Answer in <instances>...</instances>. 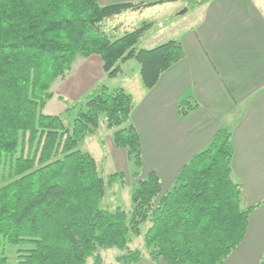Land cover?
Segmentation results:
<instances>
[{
  "label": "trees",
  "instance_id": "trees-1",
  "mask_svg": "<svg viewBox=\"0 0 264 264\" xmlns=\"http://www.w3.org/2000/svg\"><path fill=\"white\" fill-rule=\"evenodd\" d=\"M173 1L102 6L97 0H0V264H86L88 258L103 264L98 251L110 248L126 251L118 264L145 258L223 264L241 243L254 207L244 203L234 180L228 129H219L162 193L156 173L140 176L131 94L100 84L84 101L60 97L64 115L43 113L54 97L51 85L67 76L78 57L98 56L109 79L134 60L143 88L152 89L184 57L181 43L170 39L142 49L148 25L117 38L110 36L117 28L109 34L104 26L122 13ZM196 108V102L182 100L178 116ZM101 118L113 131V147L135 168L128 211L100 204L106 189L125 174L102 176L92 155L79 147L82 138L97 133ZM145 224L144 252L128 250ZM258 264H264V253Z\"/></svg>",
  "mask_w": 264,
  "mask_h": 264
},
{
  "label": "crops",
  "instance_id": "crops-1",
  "mask_svg": "<svg viewBox=\"0 0 264 264\" xmlns=\"http://www.w3.org/2000/svg\"><path fill=\"white\" fill-rule=\"evenodd\" d=\"M152 1L158 0H97L102 6ZM190 1L119 15L156 11L152 24L170 23L176 30L159 43L150 41L146 48L176 39L184 57L150 90L143 88L138 69L122 76L117 88L134 100L130 117L140 140V176L156 173L162 193L174 186L181 168L207 147L219 129L231 132L234 180L242 186L244 203L254 208L241 243L223 264H258L264 253V0H210L195 7ZM190 11L195 19L187 26ZM152 27L143 33L140 48ZM102 75L98 56L76 61L70 73V100L85 96ZM182 100L197 104L185 118L177 113ZM137 264L165 263L145 258Z\"/></svg>",
  "mask_w": 264,
  "mask_h": 264
},
{
  "label": "rangeland",
  "instance_id": "rangeland-1",
  "mask_svg": "<svg viewBox=\"0 0 264 264\" xmlns=\"http://www.w3.org/2000/svg\"><path fill=\"white\" fill-rule=\"evenodd\" d=\"M184 9L185 8H183L182 11H184ZM156 13V11H150L149 13H144L143 15L134 14L121 17L118 16L116 17V19L106 22L104 30L105 32L110 34V31H112L114 28H117V30L112 32V34L110 35L112 38H117L120 37L123 33L131 31V29L134 30L135 27L139 28L144 25L152 27L154 25L144 34L143 41L141 42L142 47H144L143 49H148L146 47H148L147 45H149L150 41H157L156 43H159V41H162L168 35H171L174 30H176V27L171 26L170 23L162 24L161 22L155 21L156 23L152 24L151 21L153 20V17H155ZM159 14L163 15V11H160ZM193 16V11H190L187 14V17H191L185 19L184 21L187 26H190L194 23L192 22L195 19L193 18ZM81 58L82 57H78L76 61L80 60ZM76 61L74 62L71 70L68 72L65 78L57 79L51 85V91L54 94V97L46 103L43 109L44 114L62 115L64 113V109L66 108V106L59 99L60 97L69 103L84 101V99H86L87 96L92 93L96 85L104 84L108 88L114 87V89H117V87H119V83L123 78L122 76L129 75L135 72V70L137 69L139 74L138 63L134 60L128 61L127 63L122 65V74H119L116 80L112 81V79L107 78L103 73L101 78L98 80V83L89 92H87L85 96L81 97L78 101H71L70 73L73 70ZM74 114L75 112L73 113V115ZM112 133L113 131L106 129L103 118H101L99 121V128L97 133L95 135L85 136L84 138H82L79 142V147L92 155L102 176L107 177L117 172H123L125 174V178L123 181L117 180L114 184L106 189L105 197L102 199L100 204L103 208L109 210H112L114 207H120L128 211L130 209V197L134 188L136 187L138 179L132 178V174L135 172L132 161L124 156L123 150H117L113 147L111 141ZM147 226L148 225L146 224L142 225V234L138 237H132L130 239L129 243L127 244L128 250H140L141 252H144L143 233L145 232ZM125 253L126 251H121L117 248L102 249L98 251V254L102 258L103 264H118L116 259ZM160 261L163 262L162 260H159L158 262ZM92 263V258H88L86 260V264Z\"/></svg>",
  "mask_w": 264,
  "mask_h": 264
},
{
  "label": "water",
  "instance_id": "water-1",
  "mask_svg": "<svg viewBox=\"0 0 264 264\" xmlns=\"http://www.w3.org/2000/svg\"><path fill=\"white\" fill-rule=\"evenodd\" d=\"M184 11H186V10H184Z\"/></svg>",
  "mask_w": 264,
  "mask_h": 264
}]
</instances>
